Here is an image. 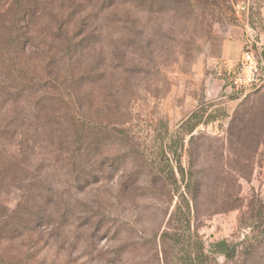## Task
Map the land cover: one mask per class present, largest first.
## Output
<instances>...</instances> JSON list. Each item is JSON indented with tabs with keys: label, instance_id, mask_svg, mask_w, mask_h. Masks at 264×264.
<instances>
[{
	"label": "rangeland",
	"instance_id": "rangeland-1",
	"mask_svg": "<svg viewBox=\"0 0 264 264\" xmlns=\"http://www.w3.org/2000/svg\"><path fill=\"white\" fill-rule=\"evenodd\" d=\"M11 1L0 0V44ZM33 1L12 69L0 70V89L16 83L0 102V164L28 140L26 185L51 200L37 230L0 243L2 259L264 264V90L232 86L244 52L264 59V0ZM68 41L82 44L66 53ZM41 98L86 123L89 179L71 165L72 131L32 127ZM21 119L27 129L10 127ZM19 196L2 192L3 214Z\"/></svg>",
	"mask_w": 264,
	"mask_h": 264
},
{
	"label": "trees",
	"instance_id": "trees-1",
	"mask_svg": "<svg viewBox=\"0 0 264 264\" xmlns=\"http://www.w3.org/2000/svg\"><path fill=\"white\" fill-rule=\"evenodd\" d=\"M116 0H96L97 4H100V8L110 7L112 2ZM123 2H129L132 5L144 6L146 0H117ZM39 10L38 1L33 0H12L9 6V13L11 14L10 21V35L8 39L0 44V70L10 71L12 69V61L10 60V51L11 48L18 43L19 37L22 35L20 30L21 26H25L30 20H32ZM22 24V25H21ZM60 38L64 39L66 33H60ZM59 38V39H60ZM95 39L93 35H86L81 41L82 43L89 44L90 40ZM82 43L72 45L69 41L65 45L64 51L69 53L71 51L77 50L78 46ZM14 81V79H13ZM12 81L10 86H7L6 89H0V102L2 100H7L12 97V91H16V88L13 87L15 82ZM16 84V83H15ZM19 85V83H17ZM16 85V87H17ZM8 88V89H7ZM21 92H23L21 90ZM49 98H41L35 101L33 105V110L31 111V119L33 121L32 127L38 131H42L43 135H47V129L54 127L53 132H64L72 131V134L69 136L68 141H65L64 144L67 147L69 156L71 158V165L77 168L80 173L84 172L86 174L81 178L84 182H87L92 169L88 168V165H85L82 160V154H86L90 149L82 141V136L84 133V128L87 127L84 120H80L77 117L70 116L67 112L61 114H53L52 110L56 107ZM30 116V115H29ZM29 121L21 119L18 125H11L12 128H28ZM30 127V126H29ZM65 129V130H63ZM70 133V132H69ZM67 135V134H66ZM49 136V134L47 135ZM28 140L22 138L19 144L20 158L15 162L4 160L0 164V197L2 192L9 188V185L14 188L15 192L20 194L16 208L10 212L3 214L4 207L0 203V243L1 242H13L15 240H24L26 236L30 235L33 230H37L40 226L41 220L46 218L45 215H42V210L39 209L44 198L48 201L51 200L50 196L47 193L46 187L43 184H33L32 186L26 185L27 165L29 164V154H28ZM81 154V155H80ZM88 168V169H87ZM87 177L88 179H86ZM84 178V179H83ZM92 180H95L92 177ZM7 182V184H6ZM15 182V185L13 183ZM9 184V185H8ZM8 185V186H7ZM28 187V188H27ZM27 188V189H26ZM45 214V213H43ZM63 219L64 216L60 215ZM222 250L229 247L228 243L220 242L216 245ZM0 264H29L27 260H10L2 259L0 256Z\"/></svg>",
	"mask_w": 264,
	"mask_h": 264
},
{
	"label": "built area",
	"instance_id": "built-area-1",
	"mask_svg": "<svg viewBox=\"0 0 264 264\" xmlns=\"http://www.w3.org/2000/svg\"><path fill=\"white\" fill-rule=\"evenodd\" d=\"M232 86L243 96L264 90V59L257 60L251 51L244 52Z\"/></svg>",
	"mask_w": 264,
	"mask_h": 264
}]
</instances>
